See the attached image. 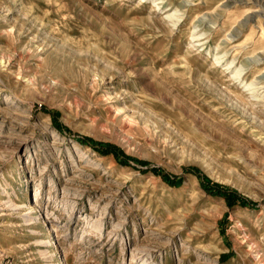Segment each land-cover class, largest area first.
<instances>
[{"label": "rangeland", "instance_id": "1", "mask_svg": "<svg viewBox=\"0 0 264 264\" xmlns=\"http://www.w3.org/2000/svg\"><path fill=\"white\" fill-rule=\"evenodd\" d=\"M263 76L264 0H0V264H264Z\"/></svg>", "mask_w": 264, "mask_h": 264}, {"label": "trees", "instance_id": "2", "mask_svg": "<svg viewBox=\"0 0 264 264\" xmlns=\"http://www.w3.org/2000/svg\"><path fill=\"white\" fill-rule=\"evenodd\" d=\"M54 120L55 119V115H53ZM56 127H58L59 129H61V127L59 126V124H55ZM77 141L81 142V143H86L91 145L92 147H94L97 151H100L103 154H111L113 157H116V159L123 163V164H129L130 162V157L126 156L116 145H112L109 143H104V142H95L93 139L89 138V137H77ZM137 163L139 164H143L144 162L141 160H135ZM186 171V169H185ZM192 172H196L198 173V171L196 169L191 170ZM154 172L160 174L161 176L163 175L164 178L169 181V183L173 184V185H178L181 180L182 177H178V178H170L169 176H167L166 173L164 172H160L156 169H154ZM188 172V171H187ZM198 176L200 177V182L202 187L205 188V190H207V192L210 194H214V195H218L221 196L225 199V201L229 204V205H234V204H240V205H245V204H252L250 201H248L247 199L240 197L234 190H232L229 187H224L218 183L213 182L211 179H209L206 176H203L202 174H198Z\"/></svg>", "mask_w": 264, "mask_h": 264}, {"label": "bare ground", "instance_id": "3", "mask_svg": "<svg viewBox=\"0 0 264 264\" xmlns=\"http://www.w3.org/2000/svg\"><path fill=\"white\" fill-rule=\"evenodd\" d=\"M254 12H257V11H254ZM177 19V18H176ZM179 19V18H178ZM177 19V20H178ZM243 27V26H242ZM239 29H240V27H239ZM236 32H238V31H236ZM261 53V52H260ZM258 55V54H257ZM257 58V61H260L261 59H263V56H260V57H256ZM249 59V58H248ZM231 64V63H230ZM234 75V74H233ZM264 77V76H263ZM257 82H258V80H257ZM248 85H255L254 83H250V84H248ZM251 87V86H250ZM255 87H257V85H255ZM258 89L259 88H262V89H264V86L263 85H259V87H257ZM251 89H254V88H250V90ZM256 91V90H255ZM260 91V90H259ZM259 91H257V92H255V94L254 95H256V94H259L260 92ZM263 93V92H262ZM260 95V94H259ZM253 97V96H252ZM48 257V256H47ZM46 258V257H45Z\"/></svg>", "mask_w": 264, "mask_h": 264}]
</instances>
